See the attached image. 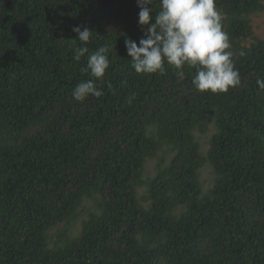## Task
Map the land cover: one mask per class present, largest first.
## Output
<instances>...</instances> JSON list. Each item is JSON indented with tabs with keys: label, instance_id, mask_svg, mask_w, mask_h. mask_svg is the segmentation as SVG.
I'll return each mask as SVG.
<instances>
[{
	"label": "trees",
	"instance_id": "16d2710c",
	"mask_svg": "<svg viewBox=\"0 0 264 264\" xmlns=\"http://www.w3.org/2000/svg\"><path fill=\"white\" fill-rule=\"evenodd\" d=\"M215 5L241 83L212 94L194 68L134 73L137 0H0V264H264V0ZM101 45L103 95L76 102Z\"/></svg>",
	"mask_w": 264,
	"mask_h": 264
},
{
	"label": "clouds",
	"instance_id": "9594fccd",
	"mask_svg": "<svg viewBox=\"0 0 264 264\" xmlns=\"http://www.w3.org/2000/svg\"><path fill=\"white\" fill-rule=\"evenodd\" d=\"M150 0H137L140 9L138 24L146 26V37L139 41H124L130 67L135 74H164L165 63L178 70L183 76L185 66L194 68L192 86L199 92L212 94L227 92L230 88L240 85L239 71L233 61L234 53L228 34L223 30L222 16L217 10L215 0H159L160 10L153 20ZM76 39L83 47H75L74 61L89 53L87 47L92 31L79 26L72 29ZM110 46L101 45L87 58L86 66L80 69L82 74H90L93 79L81 81L73 89L71 96L74 101L82 102L89 96L100 98L103 91L96 83L103 81L110 66ZM239 55H244L240 52ZM259 90H264V78L256 81ZM108 88L112 85L109 83ZM136 98L132 93L127 98L131 105Z\"/></svg>",
	"mask_w": 264,
	"mask_h": 264
},
{
	"label": "rangeland",
	"instance_id": "374dc122",
	"mask_svg": "<svg viewBox=\"0 0 264 264\" xmlns=\"http://www.w3.org/2000/svg\"><path fill=\"white\" fill-rule=\"evenodd\" d=\"M251 24H252V28H253V34L254 37L258 38V39H264V11L253 16L251 19ZM253 39H249L245 44L249 45L253 42ZM202 139V138H201ZM203 145V148L205 149V139L201 140ZM211 173L209 170V167L207 165H205L201 170H200V179L201 181L204 183V187H207L209 185V183L211 182ZM80 220L75 223V229H77L80 226ZM62 228V226L60 225L59 227L55 228L53 231H51V234L53 236V240L54 242L57 241V234H58V230H60Z\"/></svg>",
	"mask_w": 264,
	"mask_h": 264
}]
</instances>
